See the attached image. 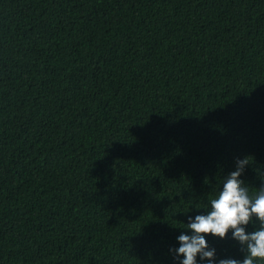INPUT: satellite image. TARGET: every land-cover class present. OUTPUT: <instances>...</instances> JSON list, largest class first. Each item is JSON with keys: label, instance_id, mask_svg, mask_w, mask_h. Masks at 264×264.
Wrapping results in <instances>:
<instances>
[{"label": "trees", "instance_id": "16d2710c", "mask_svg": "<svg viewBox=\"0 0 264 264\" xmlns=\"http://www.w3.org/2000/svg\"><path fill=\"white\" fill-rule=\"evenodd\" d=\"M244 156L251 194L264 0H0V264H176Z\"/></svg>", "mask_w": 264, "mask_h": 264}, {"label": "clouds", "instance_id": "9594fccd", "mask_svg": "<svg viewBox=\"0 0 264 264\" xmlns=\"http://www.w3.org/2000/svg\"><path fill=\"white\" fill-rule=\"evenodd\" d=\"M248 163L247 156L235 159L234 170L223 179L215 195L208 198L207 209L187 216L184 229L188 231L180 232L175 237L176 246L168 249L176 264H260L264 261V176L259 177L260 186L250 194L241 178ZM208 236L230 237L242 246L241 258L218 257L216 249L208 246Z\"/></svg>", "mask_w": 264, "mask_h": 264}]
</instances>
